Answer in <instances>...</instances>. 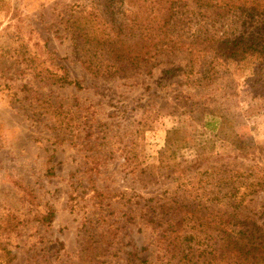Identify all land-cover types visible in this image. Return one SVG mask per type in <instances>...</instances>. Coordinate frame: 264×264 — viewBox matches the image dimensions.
Wrapping results in <instances>:
<instances>
[{
    "label": "rangeland",
    "instance_id": "rangeland-1",
    "mask_svg": "<svg viewBox=\"0 0 264 264\" xmlns=\"http://www.w3.org/2000/svg\"><path fill=\"white\" fill-rule=\"evenodd\" d=\"M73 5L0 0V264H264V61L93 78Z\"/></svg>",
    "mask_w": 264,
    "mask_h": 264
},
{
    "label": "trees",
    "instance_id": "trees-1",
    "mask_svg": "<svg viewBox=\"0 0 264 264\" xmlns=\"http://www.w3.org/2000/svg\"><path fill=\"white\" fill-rule=\"evenodd\" d=\"M190 1L194 7L189 0H89L88 10L70 7L65 29L78 62L93 78L150 72L161 58L178 53H184L191 65L212 54L209 67H215L218 56L264 61V0ZM66 82L82 89L79 81ZM184 141L182 131L168 133L160 168L175 163L172 148ZM255 185L263 188L264 183ZM52 214L43 221L48 224Z\"/></svg>",
    "mask_w": 264,
    "mask_h": 264
}]
</instances>
